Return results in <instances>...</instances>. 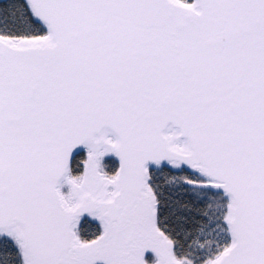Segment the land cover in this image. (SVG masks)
I'll return each mask as SVG.
<instances>
[{"label":"snow or ice","instance_id":"6c2138e0","mask_svg":"<svg viewBox=\"0 0 264 264\" xmlns=\"http://www.w3.org/2000/svg\"><path fill=\"white\" fill-rule=\"evenodd\" d=\"M0 264H264V0H0Z\"/></svg>","mask_w":264,"mask_h":264}]
</instances>
